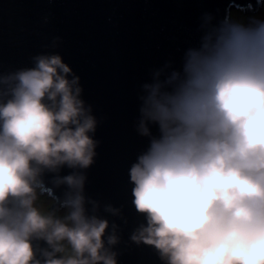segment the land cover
I'll use <instances>...</instances> for the list:
<instances>
[{"label": "clouds", "instance_id": "obj_1", "mask_svg": "<svg viewBox=\"0 0 264 264\" xmlns=\"http://www.w3.org/2000/svg\"><path fill=\"white\" fill-rule=\"evenodd\" d=\"M202 19L182 71L143 85L137 132L150 147L129 175L146 224L130 240L163 264H264V18ZM82 91L58 54L0 75V264H117L116 225L107 234L84 194L99 142ZM48 174L62 199L47 201Z\"/></svg>", "mask_w": 264, "mask_h": 264}, {"label": "water", "instance_id": "obj_2", "mask_svg": "<svg viewBox=\"0 0 264 264\" xmlns=\"http://www.w3.org/2000/svg\"><path fill=\"white\" fill-rule=\"evenodd\" d=\"M264 0H0V75L33 67L38 55L58 54L79 77L81 99L92 110L98 141L94 163L86 170L84 194L98 203L97 215L116 225L117 264H163L158 252L130 240L146 224L132 201L130 169L150 147L137 132L143 85L171 65L182 71L184 56L198 48L205 14L218 24L231 10L258 12ZM158 137L156 125H149ZM72 173L63 168L61 176ZM48 196L63 198L66 187ZM111 206L119 211H105ZM91 213V204H86ZM41 248L47 245L39 242Z\"/></svg>", "mask_w": 264, "mask_h": 264}, {"label": "rangeland", "instance_id": "obj_3", "mask_svg": "<svg viewBox=\"0 0 264 264\" xmlns=\"http://www.w3.org/2000/svg\"><path fill=\"white\" fill-rule=\"evenodd\" d=\"M230 14H233L237 18L244 19V20H247L249 17H260V18H264V3H263L262 8L258 12H256L255 14H252V15H245L243 12L238 11V10H231ZM51 200L52 199H50L49 197H47V201H51Z\"/></svg>", "mask_w": 264, "mask_h": 264}]
</instances>
